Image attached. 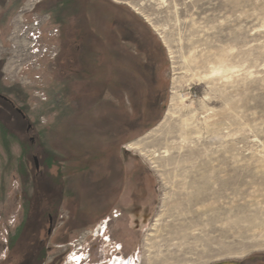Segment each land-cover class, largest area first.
Returning <instances> with one entry per match:
<instances>
[{"label":"rangeland","instance_id":"374dc122","mask_svg":"<svg viewBox=\"0 0 264 264\" xmlns=\"http://www.w3.org/2000/svg\"><path fill=\"white\" fill-rule=\"evenodd\" d=\"M27 1L0 0V37L5 49L0 57V93L23 110L32 126L26 131L27 122L15 117L8 104L0 103L3 116L14 115L13 123L4 119L7 128L0 123V264L12 234L26 229L20 226L28 204L32 216L38 211L44 218L43 264H105L82 258L90 244L104 250V244H109L101 233L95 240L84 237L89 229L80 227L90 200H86L85 180L70 179L66 167L81 175L85 163L58 161L48 168V154H38L41 145L36 142L42 140L51 151L66 152L75 139L83 141L91 130L103 131L112 125L88 113H112L105 103H117L118 87L113 86L114 95L99 73L96 80L92 74L89 87L82 79L77 85L65 63L77 53L74 62L88 69L82 75L88 79L100 59L92 51L100 48L103 19L109 14L115 18L134 15L142 21L159 41L162 59L159 80L164 95L158 116L155 121L145 120L132 135L127 133L123 145L125 166L140 167L148 195L142 201L146 213L135 220L131 264H148V256L155 253L158 257L150 264L264 260V0H78L77 19L71 2L33 0L36 5L24 18L25 22L42 21L34 54L17 75L8 78L9 37ZM130 22L119 25L137 26ZM220 64L226 70L212 73ZM74 85L78 99L73 96ZM173 94L180 108L173 119L162 123ZM179 94L183 101L177 99ZM125 104L131 108L129 100ZM153 129L156 136L148 135ZM137 141L146 155L129 146ZM34 157L42 172L39 177L48 185L41 202L32 201ZM71 186L78 193L75 206L69 197ZM47 209L53 216L50 235L45 232L47 216L42 214ZM80 237L84 238L76 244ZM24 239L13 246L17 256L30 246Z\"/></svg>","mask_w":264,"mask_h":264},{"label":"trees","instance_id":"16d2710c","mask_svg":"<svg viewBox=\"0 0 264 264\" xmlns=\"http://www.w3.org/2000/svg\"><path fill=\"white\" fill-rule=\"evenodd\" d=\"M64 2L73 3L72 9L75 10L71 12L77 19L79 13L78 10H76L77 7H74L79 4L78 0H64ZM108 4L116 8L120 7L115 4H110V2H108ZM103 20L102 30L104 34L102 38H100V48L96 49L97 52L95 50L92 51L95 53V56L100 58V61L97 60L98 63H96L98 65L96 63L94 64L93 72L91 71L92 73L88 74V79L86 77L82 78L83 73H87L88 69L86 67L84 68L82 66L83 64L77 66L74 62L76 61L77 53H75L72 58H67L65 63L68 65L70 70L69 73H73V75H75L74 78L76 77V80H78L76 82L77 85L81 84V81L79 80L82 79L85 83L87 82V86L85 87H89L88 85L93 83L90 80L92 74L95 75L94 80H96V76H99L100 74V78L106 83V88L111 86L110 91H112L114 95L115 92L113 86L116 85L118 87L116 95L117 103L112 104L108 101L105 103L111 108L112 113H88L92 119L95 120L96 118H100L105 124L106 122H111L112 125H110V127L109 125H106V127H108L103 131H98L99 129L96 128L94 129V132L91 130L84 138H82L83 141L75 139L66 152L51 151L48 149L45 141H42L41 138L40 142H36V145H38V143L41 145L37 150L38 154H48V161L46 162L48 168L52 163L58 164V161H62L65 165L71 164L74 161L78 164L85 163L86 170H84L85 172L83 171L81 175L75 174L73 170H70L71 168L66 167V175L79 180H85L91 170L94 173L99 172V167H103L106 162L112 160L119 162L122 161V158L124 157L122 153L124 150L123 145L126 138L141 128L143 126H141V124H143L145 120H156L158 116L157 110L160 107L164 95L159 80V70L162 66L160 43L156 36L134 15L131 18H115V16L109 14L108 16L106 15ZM128 20H131V22L137 26L132 27L128 24L123 26L119 25V23L127 22ZM76 40L77 39H74L73 43H76ZM128 42H130V44ZM132 42L136 45L139 44L142 46L144 48V53L131 54L128 53V51H122V49L132 48ZM77 47H79V45H77ZM75 66H77V69ZM112 78L115 79L114 82ZM76 86L74 85L73 88L74 99L79 98V95H76ZM126 100H129L131 108L126 106ZM0 123L5 126L4 128H7V123L4 121V117H0ZM127 133H129V135ZM123 161L125 163V158ZM138 169L140 170L139 166ZM94 173L93 176H95ZM33 177V184L34 187H36L32 196V201L36 202L37 200H40L41 202L43 201L45 193L39 184V175L35 170ZM29 206L30 205L28 204L25 222L20 226H23L26 229L25 231L20 230L12 234L11 239L14 241H10L8 253L1 264H43V261L45 260L44 244L46 237L42 234V228L36 223L37 216H39L40 212L37 211L38 214L33 213L32 216ZM35 210H37V206H35ZM48 211V209L42 210V214L45 216ZM26 233L29 238L27 236L25 238L24 235ZM23 239L26 241V244H30V246L23 249V252L20 249L21 256H17L16 252H14L15 247L13 246L15 243L22 244ZM52 264H56V262H52Z\"/></svg>","mask_w":264,"mask_h":264},{"label":"flooded vegetation","instance_id":"af4514ba","mask_svg":"<svg viewBox=\"0 0 264 264\" xmlns=\"http://www.w3.org/2000/svg\"><path fill=\"white\" fill-rule=\"evenodd\" d=\"M128 43L130 44V42ZM131 45L133 46L132 48L122 49V51H128L131 54L144 53V48L139 44L136 45L132 42ZM2 102L8 104L14 110L16 113L15 117H19L22 122H27L26 131L32 129L23 110L17 108L11 100L0 93V103L3 104ZM3 114L0 112V117L5 116L6 118L4 117V119H9L10 123L14 122V115L10 116L8 112L7 115L3 116ZM123 160L124 157L120 162L115 160L106 162L102 170L97 173L91 170L84 181L83 187L86 191V200H90L89 203L87 202L88 205L84 214L85 219L83 218L84 221L80 225L83 229H89L85 232L84 237H91L92 240H95L97 235H99L98 233H101L102 239L109 243L104 244L105 250L101 249L99 244H90L87 248V254L85 253V256L82 255V258L86 257L88 261L98 260L97 262L105 264H131L129 252L133 251L136 246V244H133L137 231L135 220L141 215V212L146 213L142 204L144 202L142 201L148 195L145 180L140 170H137V168L128 169ZM36 171L38 175L39 173L42 174L39 169V163ZM93 173L95 176H93ZM39 184L43 189L48 186L46 179L42 178V176L39 177ZM81 185V183L78 184V186L82 187ZM75 191L72 190V186L69 187V194H71L69 197L72 199L74 206L76 205L74 194H78ZM46 216L47 226L45 231L47 235H50L53 216L50 212ZM36 223L43 228V215L37 216ZM95 229H97L95 231L96 234L93 233ZM84 237H80L79 241H75L76 244H80ZM132 239L133 241H131ZM100 250H102V253L98 256V251ZM218 264L227 263L221 262ZM228 264H264V260L250 259Z\"/></svg>","mask_w":264,"mask_h":264},{"label":"built area","instance_id":"2783aa9c","mask_svg":"<svg viewBox=\"0 0 264 264\" xmlns=\"http://www.w3.org/2000/svg\"><path fill=\"white\" fill-rule=\"evenodd\" d=\"M35 5V1H27L20 9V12L16 15L13 33L9 37V40L12 39L10 57L8 58V61L5 64V69H7L9 72L8 78H13V75H17L23 68L25 62L28 63L31 57H33V47L36 43L37 38L36 33L42 21L37 18L32 20L31 22H25L24 14L27 11H33ZM15 47L16 49H14ZM3 50L5 49L2 45L0 37V57L1 51ZM18 50H20V52H18ZM24 57H26V60H24Z\"/></svg>","mask_w":264,"mask_h":264},{"label":"bare ground","instance_id":"6f19581e","mask_svg":"<svg viewBox=\"0 0 264 264\" xmlns=\"http://www.w3.org/2000/svg\"><path fill=\"white\" fill-rule=\"evenodd\" d=\"M212 69V68H211ZM226 70V67H224L223 65L221 66V64L219 65V66H216V67H214L211 71H212V73H223L224 71ZM199 80L200 79H202V77H200L199 76V78H198ZM180 95V94H179ZM177 95V99H181L180 101H183L184 99L183 98H181V97H183L182 95ZM175 95L173 94V97H172V99H171V101H170V104H169V107H168V109H167V111H166V113H165V116H164V118H163V121H162V123L163 122H165L166 120H168L169 118H171V117H173L174 118V116L178 113V109L180 108L179 107V105H178V103L175 101ZM193 117V115L191 116V118ZM173 118H171V119H173ZM186 118V117H185ZM169 121V120H168ZM180 121V120H179ZM186 121H187V119H186ZM187 122H189V121H187ZM192 122V121H191ZM184 123V122H183ZM187 124V123H186ZM185 128V127H184ZM160 128H158V130H159ZM153 132H155V129H153V130H151V131H149L147 134L148 135H150V134H153ZM157 132V131H156ZM146 134V135H147ZM156 136V134H153V136ZM146 138V137H145ZM148 138H150V137H148ZM153 139V138H152ZM154 141V140H153ZM155 144V143H154ZM142 145L143 144H141L140 143V141H137V142H134V143H131L129 146L132 148V149H134V150H137L138 152H140V154H145V151L143 150V148H142ZM163 146V145H162ZM146 155V154H145ZM148 155V154H147ZM149 155H150V153H149ZM156 221V223H157V219L155 220ZM155 225V224H154ZM149 248H153L154 246H153V244H149V246H148ZM155 248V247H154ZM169 249V248H168ZM148 254V253H147ZM150 255V254H149ZM75 255L73 254L72 255V257H74ZM158 257V254H154L153 256H148V261L150 262V263H155V260H156V258ZM77 258V257H76ZM209 259V258H208ZM208 261V260H207ZM149 262H147L148 264H150ZM157 262V261H156Z\"/></svg>","mask_w":264,"mask_h":264},{"label":"water","instance_id":"95a60500","mask_svg":"<svg viewBox=\"0 0 264 264\" xmlns=\"http://www.w3.org/2000/svg\"><path fill=\"white\" fill-rule=\"evenodd\" d=\"M34 162H35V168L38 169V161L37 158L34 157Z\"/></svg>","mask_w":264,"mask_h":264}]
</instances>
